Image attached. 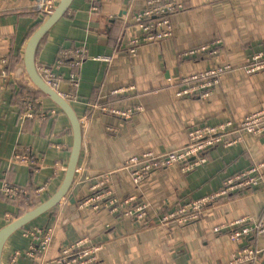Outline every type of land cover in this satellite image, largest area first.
Returning a JSON list of instances; mask_svg holds the SVG:
<instances>
[{
	"label": "crops",
	"instance_id": "obj_1",
	"mask_svg": "<svg viewBox=\"0 0 264 264\" xmlns=\"http://www.w3.org/2000/svg\"><path fill=\"white\" fill-rule=\"evenodd\" d=\"M177 1L183 9L171 18L173 37L143 45L134 56L124 47L140 31L131 21H122L120 15L141 9L147 0H101L95 10L88 0H73L40 42L37 67L50 65L61 45H82L87 51L79 69V86L71 90L66 78L57 86L61 91H72L74 99L68 102L83 121L78 162L86 166L83 181H76L81 174L75 171L64 203L25 227L54 225L45 264H53L61 247L80 238L102 243L94 264H227L243 241L213 232L212 227L242 217L264 219V134H245L229 147L211 148L205 153L206 161L189 172L180 165L155 170L138 185L126 170L114 172L108 189L118 198L139 193L149 201L154 210L146 221L112 215L106 209L78 207L90 194L100 169L118 167L134 154L179 147L187 142L191 127L239 122L264 110V70L248 75L241 68L254 49L264 48V0ZM32 3L0 0V57L9 55L12 65L24 71L19 82L0 81V186L8 181L27 189L24 196L14 199L0 191V228L28 201H44L56 191L63 174L58 168L67 164L72 144L68 118L48 99L44 100L45 108L53 113L47 120L22 117L20 98L38 92L23 62L27 40L42 19ZM215 40L221 41L217 53L177 59L178 53ZM225 63L233 69L219 78L208 97L176 95L184 86L182 76ZM128 85L132 86L129 91L111 93ZM95 104L142 108L122 118L92 109ZM89 112L90 119L84 120ZM55 143L62 148L54 147ZM25 151L28 160L24 164L12 162ZM253 165H259L258 186L215 195L226 177ZM204 196L213 197L199 220L185 225L159 221L163 211L190 197ZM22 232L18 230L6 240L2 264H35L24 253L29 241ZM250 243L264 247V235Z\"/></svg>",
	"mask_w": 264,
	"mask_h": 264
},
{
	"label": "built area",
	"instance_id": "obj_2",
	"mask_svg": "<svg viewBox=\"0 0 264 264\" xmlns=\"http://www.w3.org/2000/svg\"><path fill=\"white\" fill-rule=\"evenodd\" d=\"M33 7L38 13L47 16L59 0H32ZM91 8L96 9L101 0H88ZM183 9V4L177 0H147L141 9L128 14L121 13L122 21H131L136 25L140 34L131 37L124 50L134 56L139 47L147 44L162 42L173 37L172 16ZM220 40L186 50L177 54V59L186 56H194L202 53H217V45ZM87 58L86 48L82 45L59 47L54 61L50 65H42L38 70L45 82L54 88L67 101L74 99L72 89L79 86V69ZM241 68L244 73L250 75L264 70V48L254 49L243 62ZM233 69L230 63L218 64L200 72L181 77L183 87L176 92L177 96H196L206 98L212 88L218 83L219 78L227 71ZM24 71L14 67L9 55L0 57V81L10 80L19 82ZM66 78L70 91H61L57 88L61 79ZM131 85L118 87L111 91L112 94L129 91ZM45 98L39 93L25 94L20 98L22 105V117L25 120H47L53 111L47 110L44 105ZM141 106L135 105L128 108H117L108 104H95L92 109H99L122 118H129L141 110ZM92 112H89L84 120H89ZM82 124L83 121L81 120ZM245 134H264V110L250 113L239 122L223 121L214 125H200L191 127L187 131V142L179 147L160 153L146 151L134 154L115 168H102L94 177L96 180L90 187V194L78 203V207H90L92 210L106 209L116 216L134 218L146 221L154 210L149 201L143 199L139 193H133L123 198H118L112 190L108 189L111 175L119 170H126L132 182L138 185L151 172L161 169L181 167L185 172L192 171L206 161L205 153L211 148L222 145L229 147L243 139ZM54 147L60 149L62 145L55 143ZM28 160L27 151L13 157L12 162L24 164ZM86 166L79 164L75 171L81 174L76 180L82 182V173ZM64 175L66 164L58 168ZM51 179V178H49ZM62 181V180H61ZM261 181L259 165H253L247 169L233 173L226 177L215 195H225L234 189L256 187ZM44 186L40 189L42 191ZM0 191L8 198L14 199L24 196L27 189L18 184L3 181ZM214 195V196H215ZM213 196L190 197L185 201L163 211L158 215L161 223L175 222L185 225L199 220L207 203ZM64 199L59 203H64ZM9 218V217H7ZM10 220V219H9ZM23 237L28 239V245L24 253L35 262L45 264L46 251L48 250L54 235V225H33L22 229ZM216 233L224 232L233 241H243L233 252L227 264H263L264 247L259 248L250 243L253 238L264 235V219L252 220L248 217L238 218L231 222L216 224L212 227ZM102 248L101 242H92L86 238H80L60 248L53 264H94L98 259V252ZM13 262V261H12Z\"/></svg>",
	"mask_w": 264,
	"mask_h": 264
},
{
	"label": "water",
	"instance_id": "obj_3",
	"mask_svg": "<svg viewBox=\"0 0 264 264\" xmlns=\"http://www.w3.org/2000/svg\"><path fill=\"white\" fill-rule=\"evenodd\" d=\"M73 0H59L53 12L47 15L46 19L29 36L23 52L24 69L28 79L34 85L37 91L44 94L68 118L72 129V144L69 152L68 162L62 177V181L56 191L47 199L26 210L23 214L8 222L0 228V264L3 246L6 240L14 232L23 229L30 222L44 213L49 212L63 200L72 185L75 169L78 166L79 156L83 144V124L78 118L72 105L61 96L54 88L49 86L42 78L36 65L35 57L37 48L41 39L48 33L51 27L61 18L69 9ZM71 202H73L70 199Z\"/></svg>",
	"mask_w": 264,
	"mask_h": 264
},
{
	"label": "trees",
	"instance_id": "obj_4",
	"mask_svg": "<svg viewBox=\"0 0 264 264\" xmlns=\"http://www.w3.org/2000/svg\"><path fill=\"white\" fill-rule=\"evenodd\" d=\"M66 13H67V12H66ZM66 13H65V14H66ZM65 14H64V15H65ZM46 17H47V16H43V15H42V19H41V20L39 21V23L37 24V27H38V26H39V25H40V24L46 19ZM37 27H36V28H37ZM43 39H44V37L41 39V41H42ZM41 41H40V42H41ZM60 47H69V46L61 45ZM38 92H39V91H38ZM39 93L45 98V100L48 99L44 94H42L41 92H39ZM48 100L51 101L50 99H48ZM51 102H52V101H51ZM52 103H53V102H52ZM53 104H54V103H53ZM54 105H55V104H54ZM62 177H63V176H62ZM61 180H62V179H61ZM60 183H61V182H60ZM39 203H41V201H38L37 204H31L29 207L33 208L34 206L38 205ZM31 208H30V209H31ZM23 213H24V212H23ZM23 213H22V214H23ZM20 215H21V214H20ZM20 215H17V214H16V216H15L13 219L17 218V217L20 216ZM13 219L8 220V222L12 221ZM25 227H26V226H25ZM21 230H22V229H21Z\"/></svg>",
	"mask_w": 264,
	"mask_h": 264
},
{
	"label": "rangeland",
	"instance_id": "obj_5",
	"mask_svg": "<svg viewBox=\"0 0 264 264\" xmlns=\"http://www.w3.org/2000/svg\"><path fill=\"white\" fill-rule=\"evenodd\" d=\"M38 201H28L26 204H24L22 207L19 208L17 215L22 214L23 212H25L26 210L30 209L31 207H29L31 204H37ZM42 202V201H41Z\"/></svg>",
	"mask_w": 264,
	"mask_h": 264
}]
</instances>
